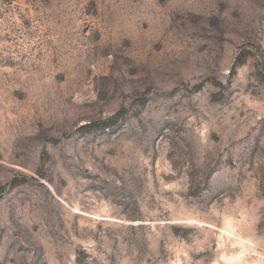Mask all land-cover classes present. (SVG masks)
Here are the masks:
<instances>
[{
    "label": "rangeland",
    "instance_id": "1",
    "mask_svg": "<svg viewBox=\"0 0 264 264\" xmlns=\"http://www.w3.org/2000/svg\"><path fill=\"white\" fill-rule=\"evenodd\" d=\"M0 264H264V0H0Z\"/></svg>",
    "mask_w": 264,
    "mask_h": 264
}]
</instances>
